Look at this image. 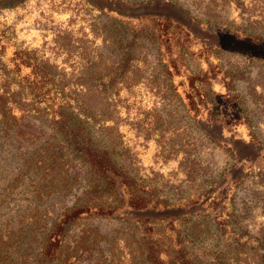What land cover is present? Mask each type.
Wrapping results in <instances>:
<instances>
[{
  "label": "rangeland",
  "instance_id": "obj_1",
  "mask_svg": "<svg viewBox=\"0 0 264 264\" xmlns=\"http://www.w3.org/2000/svg\"><path fill=\"white\" fill-rule=\"evenodd\" d=\"M180 1L181 8L144 0H0V264H35L54 234L63 241L54 264H264V62L222 53L217 62L234 69V90L229 97L226 84L214 87L212 118L221 122L200 129L169 93L159 51L146 41L109 91L92 83L118 61L93 16L170 18L197 46L216 50L231 39L204 25L264 37V0ZM17 49L38 54L75 84L98 118L84 136L121 149L118 165L145 196L142 211L123 204L126 215L80 213L64 237L57 231L90 201L89 173L48 118L33 111L30 91L6 78Z\"/></svg>",
  "mask_w": 264,
  "mask_h": 264
},
{
  "label": "trees",
  "instance_id": "obj_2",
  "mask_svg": "<svg viewBox=\"0 0 264 264\" xmlns=\"http://www.w3.org/2000/svg\"><path fill=\"white\" fill-rule=\"evenodd\" d=\"M144 3L149 5L157 3L178 8L183 5L180 0H144ZM181 10L189 15L185 9ZM93 17V25L110 37L118 61L117 66L109 73L94 76L92 83L104 91H109L115 83L124 79L130 72L136 59V48L142 45V41H146L158 49L160 67L168 91L182 105L197 129H200L201 123L213 122V119L217 124L221 122L216 119L217 117L212 118V107L215 105L217 95L214 87L226 84L229 97L234 90L231 83L234 82L235 77L229 75L234 72V69L223 70V64L220 61L217 62L222 53L246 57L251 55L254 57L250 59L251 61L264 62V37L253 35L247 28L228 29L218 25H204L198 21L205 27L223 31L222 34L231 40L235 39L255 48L253 51H243L227 45L216 50L204 45L197 46L191 34L170 18L147 17L129 20L112 14ZM0 47L4 49L2 37H0ZM13 55L10 67L4 66L5 70L3 69L6 78L13 85L20 84L23 91H30L29 98L33 101L31 103L33 111L48 118L49 125L66 142L63 143L64 146L75 148L73 158L79 160L89 173L90 201L82 203L74 217L63 219L57 231H61L64 237L67 224L70 221H77L76 215L80 213L126 215L123 204L129 208L127 212L142 211L145 196L141 194L137 183L126 177L125 171L118 165L121 149L108 147L102 139L94 141V137L84 136L85 127L87 125L96 127L98 118L89 111L87 104L77 98L75 84L62 80L54 72L51 64L45 62L36 53L24 54L17 49ZM25 69L26 73L23 72ZM228 76L231 77L228 78ZM2 95L5 94L0 93V99ZM70 109L72 111L68 113ZM233 139L245 147L255 148L252 144H245L240 138ZM154 192L150 191V194L154 195ZM57 236L54 234L45 240V244L41 246L44 250V258H40L35 264H54L63 243L61 239H57ZM199 237V234H194L192 240L198 241ZM145 243L151 244L154 241L145 239ZM150 258L152 259V255L150 257L148 254L147 259L150 260Z\"/></svg>",
  "mask_w": 264,
  "mask_h": 264
},
{
  "label": "crops",
  "instance_id": "obj_3",
  "mask_svg": "<svg viewBox=\"0 0 264 264\" xmlns=\"http://www.w3.org/2000/svg\"><path fill=\"white\" fill-rule=\"evenodd\" d=\"M229 45L230 47L233 46L234 48H237L243 51H253L255 49L252 45L243 43L241 41H237L235 39L231 40Z\"/></svg>",
  "mask_w": 264,
  "mask_h": 264
}]
</instances>
